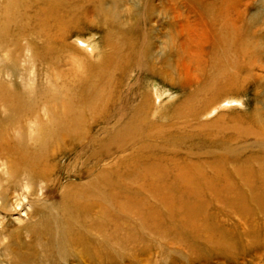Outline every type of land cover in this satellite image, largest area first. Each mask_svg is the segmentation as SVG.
<instances>
[{
    "label": "rangeland",
    "instance_id": "1",
    "mask_svg": "<svg viewBox=\"0 0 264 264\" xmlns=\"http://www.w3.org/2000/svg\"><path fill=\"white\" fill-rule=\"evenodd\" d=\"M218 1L0 0V120L35 118L27 121L31 131H10L9 142L32 143L41 125L56 123L60 115L64 119L70 108L73 116L86 109L88 92L98 87L106 95L113 87V107L121 103L131 113L148 96L157 116L173 124V147L204 153L199 163L208 173L204 163L215 157L225 160L226 171L241 169L233 182L243 190L246 172H256L264 160V0ZM226 16L241 19L239 26L250 20L251 30L236 35L226 27ZM112 44H133L142 55L108 83L106 77L96 79L95 65ZM202 104L207 105L203 112ZM53 107L58 108L54 117ZM179 107L186 117L192 108L199 116L187 125L168 122ZM84 117L89 121L93 115L86 109ZM113 124L114 119L96 121L90 135L98 141L51 161L46 180L34 179L33 185L22 168L12 172L0 158V264H264V215L240 218L208 194L202 215L228 233L229 249L171 233L162 238L126 216L114 221L119 227L102 226L104 235L92 232L89 250L70 244V234L58 233L59 226L65 228L60 209L71 187L92 193L91 202L129 203L133 209H156L157 194L184 193L179 184L158 193L140 177L131 179L118 164L119 155H130L134 145L122 154L90 157L102 149ZM48 144L62 148L65 141ZM109 167L105 178L98 177ZM106 183L111 194H102ZM54 216L58 222H49ZM207 221L202 218L200 225Z\"/></svg>",
    "mask_w": 264,
    "mask_h": 264
},
{
    "label": "bare ground",
    "instance_id": "2",
    "mask_svg": "<svg viewBox=\"0 0 264 264\" xmlns=\"http://www.w3.org/2000/svg\"><path fill=\"white\" fill-rule=\"evenodd\" d=\"M225 10L227 11V9ZM225 19L226 27L231 26L236 35L246 34L251 30L252 24L250 20H242L243 26H239L241 19L237 17L233 19L230 16H226ZM110 47L109 51L100 55L99 62L95 65L96 79L102 80L106 77L108 83L113 82L115 75H124L130 66V61L134 57L138 58L142 55L140 50L134 49L133 44H126L124 47L112 44ZM112 88L109 89L110 92H106V95L102 94V89L98 87L94 92H88V102L85 107H87L88 113L90 112L93 115L91 120L87 121L86 117H84V110L86 109L80 110L78 115L73 116L74 111L70 108L65 112L64 119H62L63 115L59 116L57 119L59 122L56 120V123L51 121V123L49 122L50 125H41L38 128V132L36 131L38 136L34 137L33 142L26 143L23 146L20 143L12 144V142H9L8 134L12 130L18 131L17 129L31 131L33 126L30 125L31 122L27 121H32L35 118L32 119L25 115L24 117L26 118H21L22 120H20V117L19 120L14 118L7 119V117L0 120V158L5 160L12 172L16 173L22 168L28 183L33 185L34 179L46 180L50 173L49 163L51 161L72 151L75 147H80L84 150L98 141L96 137L90 135V129L96 121L103 118L110 123L114 119L113 126L108 128L109 135L102 144V149L99 152L92 151L90 157L101 159L112 153L122 154L130 146L134 145L130 155H119L120 162L118 164L120 168L129 172L131 179L137 178L136 176L140 177L139 179L143 186L148 185L153 190H158V193L160 187L165 188V186H168L167 188H171L179 184L184 188V193L165 194L163 196L157 194L160 205L157 204L159 206H156V209L153 206L133 209L129 207V203L118 202V204L112 205L110 203L109 205L91 202L89 198L93 195L92 193H84L80 188L71 187L68 188L70 193L65 197L68 201L60 209L65 228L59 226L58 233L62 236L70 234L73 236V238L68 240L70 244L89 250L88 247L94 244L92 232L104 235L102 226L112 225L119 227L116 224L117 222L114 221L126 216L129 222L135 219L147 224L152 231L157 233L156 236L159 235L162 238H166L167 233H171L174 236L181 235L191 240L205 239V241L214 244L217 249H229L233 242H230L228 233L216 225L215 219L209 220L207 215L206 217L202 215L204 213L202 207L204 195L208 194L211 196V200L226 203L230 206L233 213L239 215L240 218L252 219L256 215H264V170L261 168L264 160H259V169L256 172H246V178H242L244 182L242 186L245 188L241 190L233 182L234 176L240 177L241 169L234 168L231 171H226L223 167L225 160L221 157H215L211 163H204L211 170L210 173L201 170L199 160L204 153L182 151L178 147H173L171 136L173 124L168 126L166 124L167 121L157 116V113L151 108V101L148 96L144 97L131 113H126L123 106H120V101V104L118 103L119 105L115 107L109 102L113 94ZM50 99L53 100L54 98ZM54 101L56 102V99ZM189 102L191 103V101ZM204 105L198 106L199 111L203 112L207 108V105ZM109 107L114 109L111 113L110 111L107 112ZM181 109L182 107L177 108L168 122L174 119L176 120L174 123L179 122L187 125L189 120L191 121L199 116L198 110L196 111L192 108L186 117L184 114L187 113H183ZM50 113H53V117L58 115V108L53 107ZM179 130L177 131L180 132ZM180 134L183 133L180 132ZM51 139H64L65 144L62 148H56V145L48 144ZM111 171V167L105 168L98 177L105 178L108 172L110 173ZM86 173L87 175L90 174V170H87ZM132 176H135V178ZM107 183L102 186V194L108 193L109 186ZM72 190H74L73 193H71ZM98 194L102 195L99 191ZM108 197L110 196L108 195ZM202 218L208 220L203 226L200 225ZM52 221L58 222V219L56 217L54 220L51 218L49 222ZM120 230L122 231V229ZM105 232L107 233L108 229ZM134 232L136 231L134 230Z\"/></svg>",
    "mask_w": 264,
    "mask_h": 264
}]
</instances>
